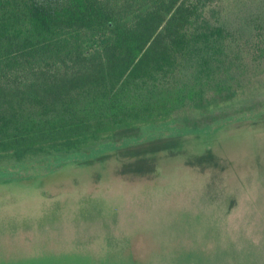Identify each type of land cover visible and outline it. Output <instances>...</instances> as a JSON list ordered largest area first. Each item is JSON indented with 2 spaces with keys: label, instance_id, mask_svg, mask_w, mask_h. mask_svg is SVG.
<instances>
[{
  "label": "rangeland",
  "instance_id": "374dc122",
  "mask_svg": "<svg viewBox=\"0 0 264 264\" xmlns=\"http://www.w3.org/2000/svg\"><path fill=\"white\" fill-rule=\"evenodd\" d=\"M0 264H264V79L131 136L0 158Z\"/></svg>",
  "mask_w": 264,
  "mask_h": 264
},
{
  "label": "trees",
  "instance_id": "16d2710c",
  "mask_svg": "<svg viewBox=\"0 0 264 264\" xmlns=\"http://www.w3.org/2000/svg\"><path fill=\"white\" fill-rule=\"evenodd\" d=\"M221 2L0 0V158L131 136L264 79V3L231 20Z\"/></svg>",
  "mask_w": 264,
  "mask_h": 264
}]
</instances>
